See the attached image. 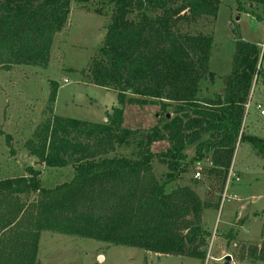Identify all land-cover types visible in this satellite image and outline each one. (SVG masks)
Returning a JSON list of instances; mask_svg holds the SVG:
<instances>
[{"label": "trees", "instance_id": "1", "mask_svg": "<svg viewBox=\"0 0 264 264\" xmlns=\"http://www.w3.org/2000/svg\"><path fill=\"white\" fill-rule=\"evenodd\" d=\"M221 1L0 0L5 71L46 69L72 3L100 5L95 13L109 21L86 76L119 96L106 122L57 117L58 85L50 82L49 116L26 148L46 169L71 168L73 175L50 188L32 167L25 176L0 180V264H39L43 232L206 260L211 233L203 226V212L219 209L237 145L246 141L264 156V139L243 134L250 93L262 74L260 47L237 40L231 74L222 80L224 93L203 96L217 77L209 69L213 36L197 27L217 19ZM243 2L264 6V0ZM126 100L158 106L157 124L123 128ZM165 141L166 151L152 152V144ZM193 145L189 158L187 148ZM206 160L210 166L202 174L209 185L203 200L194 188L197 181H180ZM156 163L167 172L157 176ZM240 253L253 264L264 262V241L243 246Z\"/></svg>", "mask_w": 264, "mask_h": 264}, {"label": "rangeland", "instance_id": "2", "mask_svg": "<svg viewBox=\"0 0 264 264\" xmlns=\"http://www.w3.org/2000/svg\"><path fill=\"white\" fill-rule=\"evenodd\" d=\"M243 6L244 9L239 10ZM96 3H72L71 14L65 29L56 35L51 59L46 69L15 66L10 71L0 68V180L25 176L28 168L40 172L42 184L54 187L70 180L71 168L46 169L33 157L26 144L34 130L49 116L48 98L50 82L58 85L53 114L57 117L83 122L102 123L119 105L118 93L95 86L86 74L93 57L105 37L109 17L98 15ZM104 14L109 11L103 8ZM197 30L213 36L209 69L216 74L214 87L203 96L224 93L222 80L232 71L237 40L251 42L261 49L259 68L262 74L254 81L249 107L243 124V134L264 139V6L250 8L243 0H222L218 16L202 20ZM123 128L150 129L157 122L159 107L153 104L138 106L123 104ZM173 116L172 110L169 114ZM168 142L152 144L154 153L166 151ZM195 146L187 148L189 158ZM210 166L206 160L196 166L180 181L186 185L197 181L196 193L204 200L209 182L202 169ZM157 176L167 172L166 166L154 165ZM239 181L229 184L225 199L218 210H204L203 226L211 233L205 261L156 255L139 249L108 245L101 242L43 232L39 243V264H253L241 256V248L259 245L264 241V156L244 141L236 147L232 167ZM200 172L201 177L195 178ZM224 195V191H223ZM232 233V238H227ZM230 257V261H225ZM254 264H264L257 262Z\"/></svg>", "mask_w": 264, "mask_h": 264}, {"label": "built area", "instance_id": "3", "mask_svg": "<svg viewBox=\"0 0 264 264\" xmlns=\"http://www.w3.org/2000/svg\"><path fill=\"white\" fill-rule=\"evenodd\" d=\"M246 107H247V108L249 107V102H248V104H247ZM256 109H257L258 111H260V113H261L262 116H264V110L262 109V106H261L260 104L256 105ZM201 165H202V164H201ZM200 177H201L200 172H197V173L195 174V178L198 179V178H200ZM239 180H240L239 177H237V176L235 175V172L233 171V168H231L230 171H229L228 177H227L226 184H225L223 199H225L226 192H227V190H228L227 188H228L229 184H230L231 182H233V181L238 182ZM223 199H222V200H223Z\"/></svg>", "mask_w": 264, "mask_h": 264}, {"label": "water", "instance_id": "4", "mask_svg": "<svg viewBox=\"0 0 264 264\" xmlns=\"http://www.w3.org/2000/svg\"><path fill=\"white\" fill-rule=\"evenodd\" d=\"M167 117L170 118V115H168ZM106 121H107V120H106ZM106 121H105V122H106ZM225 261L228 263V262L230 261V257H226V258H225Z\"/></svg>", "mask_w": 264, "mask_h": 264}, {"label": "crops", "instance_id": "5", "mask_svg": "<svg viewBox=\"0 0 264 264\" xmlns=\"http://www.w3.org/2000/svg\"><path fill=\"white\" fill-rule=\"evenodd\" d=\"M40 164V163H39ZM40 165H43V164H40Z\"/></svg>", "mask_w": 264, "mask_h": 264}]
</instances>
